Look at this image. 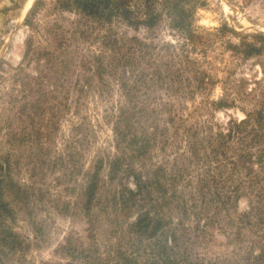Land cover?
Returning <instances> with one entry per match:
<instances>
[{
	"label": "rangeland",
	"instance_id": "obj_1",
	"mask_svg": "<svg viewBox=\"0 0 264 264\" xmlns=\"http://www.w3.org/2000/svg\"><path fill=\"white\" fill-rule=\"evenodd\" d=\"M36 1L0 0V161L7 167L2 199L13 209L9 217L3 218L4 223L0 226V264H82V260L76 261L73 251L65 253L61 248H67L69 243L76 247L81 242H94L91 231L96 224L85 219L81 210L85 203L82 191L86 174L91 173L98 161L103 160L97 191V197L102 201L99 206H111L108 203L114 194L123 188H135L133 178H124L123 171L115 180L108 179L109 162L115 154L113 123L123 97L120 84L110 74L105 72L102 81L96 76L97 66L101 63H97V59H103V55L108 58L101 44L85 43L78 38L61 50L55 51L58 48L49 46L48 30H54L52 25L59 23L67 32L72 29L67 19L75 20L76 17L66 14V20L62 21L60 15L47 7L36 19L40 38L26 26V19ZM187 8L192 16L193 31L203 43L193 46L183 35L168 30L159 36L158 50L154 52L158 56L156 60L148 56L139 59L143 66L149 61L162 68L168 65L172 72L181 70L179 74L183 80L186 77L192 80L191 89L182 91L185 97L181 108L184 124L179 131L180 138L172 141L174 131L169 126L167 134L158 136L157 145L150 148L148 166L169 167L170 163H165L173 162L187 152L188 147L181 141L185 137L184 129H192L191 135L196 131L199 137L197 141H200L202 131L199 125H203L202 122H207L206 127L209 126L214 133L217 126L222 129L230 120H246L247 115L260 109L262 103L264 54L245 61L229 51L228 45H240L245 36H250L247 42L252 43L253 35H264V0H193ZM224 26L228 29L222 33ZM62 28L59 30L62 31ZM133 35L130 33V36ZM31 37H35L36 53L45 49L50 54L41 59V65L47 66L45 60H52L49 66L61 69L66 85L48 98L51 108H47L43 123L35 120L26 124L24 117L21 118L24 122H20L14 116L16 109L13 99L16 96L20 98L21 88L24 87L22 83L14 81V75L19 67H23L27 74H36L34 58L38 55L33 54L35 57L26 61L24 59L26 44ZM138 38L142 40L140 36ZM195 62L198 66H194ZM189 63L209 74L212 81L197 89L192 78L194 73L187 70ZM241 81L245 87L238 91ZM259 81L261 85L258 86L255 82ZM251 90L253 93L248 97ZM159 94L163 96V92ZM155 96L151 94L154 99ZM233 99L237 100L234 106L219 109L211 106V102L220 101L229 105ZM154 103L152 99L150 109L155 108ZM162 119L164 121L165 117ZM253 126L251 124L247 130ZM167 137L169 141L163 145ZM255 170L261 171L260 166L255 165ZM251 198L243 193L238 203V213L248 212ZM164 206L175 205L168 202ZM107 214L111 225L106 222L105 214L99 212L97 216L96 236L103 256L108 254L110 247H118L124 238L121 234L124 226L119 220L121 216L113 219L111 208H107ZM114 221L120 224L119 228L114 226ZM189 225L194 226L187 236L186 245L182 247L183 250L187 249L184 253L187 264L237 262L232 254L227 256L236 248V244H228L224 235L230 230L235 231V228L225 226L224 229L215 227L207 230L203 229V222L198 226L193 221ZM10 233L18 239V244L22 243L20 246L16 241H9ZM248 237L246 241L258 242L255 238L253 241L250 234ZM250 246V243H244L241 248ZM253 246L257 254L260 246L257 243ZM241 264L251 263L244 260Z\"/></svg>",
	"mask_w": 264,
	"mask_h": 264
},
{
	"label": "trees",
	"instance_id": "obj_2",
	"mask_svg": "<svg viewBox=\"0 0 264 264\" xmlns=\"http://www.w3.org/2000/svg\"><path fill=\"white\" fill-rule=\"evenodd\" d=\"M192 1L37 0L26 19V26L40 38L36 19L45 8L49 7L51 12L60 15L62 21L66 20V14L76 17V21L67 19L72 24V29L67 32L59 23L52 25L54 30H48L49 46L58 48L55 51L61 50L78 38L85 43L101 44L108 58L103 55L105 62L100 60L101 57L97 59V63H101L97 66L96 76L102 81L105 72L110 74L120 84L122 92V105L112 129L115 154L109 162L108 179L115 180L123 171L124 178H133L135 188H123L114 194L108 203L111 206H99L102 201L97 197V191L103 160L98 161L94 170L86 174L82 191L85 203L81 210L85 219L96 224L92 231L90 229L94 242H81L76 247L69 243L67 248H61L65 253L73 251L76 261L82 260V264H187L184 255L187 249L183 250L182 247L186 245L187 236L194 226L189 225L192 221L198 226L203 222V229L207 230L215 227L224 229L225 226L235 228V231L224 234L228 244H236V248L227 256L232 254L237 260L235 264H241L244 260L251 264H264V93L260 109L250 112L246 120H230L222 129L217 126L214 133L209 126L206 127L207 122H202L203 125H199L202 131L200 141H197L199 137L196 131L191 135L192 129H184L185 137L181 141L188 147L187 152L173 162L165 163H170L169 167L148 166L150 148L157 145L158 136L167 134L169 126L174 131L172 141L180 138L179 131L184 124L181 108L185 97L182 91L191 89L192 80L187 77L183 80L179 74L181 70L172 72L168 65L162 68L149 61L143 66L139 59L148 56L156 60L158 56L154 52L158 50L157 41L164 31L183 35L193 46L203 43L193 31L192 16L187 8ZM226 29L227 26H224L221 32ZM130 33L134 35L130 36ZM249 38L243 37L240 45L229 44L228 50L245 61L262 57L264 35H253L252 43L247 42ZM34 40L35 37L28 40L24 59L26 61L35 57L33 54L38 55L34 58L36 74H27L23 67H19L14 75V81L24 85L20 98L16 96L13 99L16 109L14 116L20 122H24L21 119L24 117L26 124L35 120L43 123L47 108H51L48 98L66 85L61 69L49 66L52 60L46 59L47 66L41 65V59L50 54L45 49L36 53ZM194 66L198 64L195 62ZM194 66L189 63L187 70L194 73L193 81L200 89L212 78ZM255 83L261 85V81ZM244 87L241 81L238 91ZM159 92H163V96L160 97ZM152 93L156 99L151 97ZM249 93L248 97L253 90ZM152 99L155 108L150 109ZM236 101L233 99L229 105L224 101L211 102V106L216 109L230 107L236 105ZM251 124L253 128L247 130ZM168 141L169 137L163 145H167ZM135 165L139 166L138 170ZM255 165H259L261 171L255 170ZM5 167L6 164L0 161V226L4 223L3 218L13 212L2 199ZM243 193L252 196V200L248 212L241 214L237 208ZM168 202L175 206H164ZM107 208H111L113 219L121 216L119 220L124 226L121 233L124 238L118 247H110L108 254L103 256L96 236L97 216L99 212L105 214L106 222L111 225ZM131 219L134 221L130 222ZM117 221H114V226L119 228ZM249 234L253 241L255 238L258 242L246 241ZM8 235L9 241H16L19 246L22 244H18V239L13 238L11 233ZM8 237L5 236V239ZM244 243H250L252 247L242 249ZM255 243L260 246L257 254L253 251Z\"/></svg>",
	"mask_w": 264,
	"mask_h": 264
}]
</instances>
